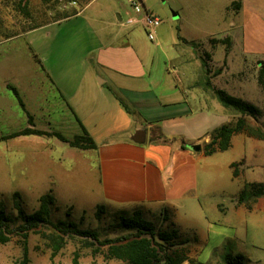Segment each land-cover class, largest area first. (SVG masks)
<instances>
[{"label":"crops","instance_id":"crops-1","mask_svg":"<svg viewBox=\"0 0 264 264\" xmlns=\"http://www.w3.org/2000/svg\"><path fill=\"white\" fill-rule=\"evenodd\" d=\"M93 1L72 16L20 29L11 36L22 40L35 75L21 74L14 82L6 77L0 80V136L25 128L52 131L38 126L37 117L47 121L50 110H57L58 115L63 113V121L66 117L67 124L75 127L73 137L85 129L96 145L80 149L60 140L68 145L61 153L65 152L63 159L73 177L85 176L87 168L94 173L90 176L100 204L126 212L155 213L165 208L175 217L181 205L196 203L203 183L200 174L213 165L209 159L218 153L205 155L191 145L209 141L214 128L232 119L213 87L243 99L249 87L262 95L256 75L264 62V5L254 1L247 13L240 4L236 13L242 15L241 21L234 33L225 35L230 43L222 48V67L214 74L213 49L202 47L209 57L202 61L190 44L193 41L181 38L162 48L159 64L150 57L152 48L144 47L136 35L138 25L145 29L143 15L125 20L119 14L117 20L102 17L88 11ZM159 45L153 51L160 50ZM142 130L144 141H133ZM40 137L51 136L25 134L0 140L5 164L31 158L33 153L28 156L21 147L37 143ZM241 137L247 136L234 134L229 148ZM231 163H226L229 179ZM255 208L264 204L248 201L246 205L235 196L231 209L240 216L242 210ZM214 209L224 217L228 214L223 203H216ZM210 224L207 220V239Z\"/></svg>","mask_w":264,"mask_h":264},{"label":"rangeland","instance_id":"rangeland-1","mask_svg":"<svg viewBox=\"0 0 264 264\" xmlns=\"http://www.w3.org/2000/svg\"><path fill=\"white\" fill-rule=\"evenodd\" d=\"M85 1L87 0H0V80L6 77L10 82H14L21 74L25 77L35 75L34 64L28 53L23 50L22 40L11 37L7 32L16 33L35 23L50 21L55 17L61 18L69 8L81 9L91 0ZM142 1L149 11L161 19L160 25L154 31L153 40L148 38L142 26L138 25L137 28L138 41L144 47L152 48L150 57L160 64L163 47L167 48L171 43L179 42L181 38L191 40L193 42L190 44L197 50V56L202 61L209 58L202 47L213 49L214 74L222 67L219 66L222 48L229 46L228 42L222 43L220 39L234 33L241 21L242 15L236 13L233 2L239 1L247 13L254 1L264 5V0ZM88 11L116 20L118 14L122 16V20L135 15L125 0H94ZM211 38H214L215 42H211ZM157 44H160V50L153 51ZM17 67L21 69L20 72H16ZM246 94V100L261 109L264 107V88L262 95L251 91L250 87ZM49 113L51 115L47 121L46 118L37 117L38 126H47L52 131L72 138L75 127L67 124L66 117L63 121V113L58 115L57 110H50ZM248 121L264 131V115L259 116L258 121L249 118ZM245 135L247 137H241L239 143L235 138L232 148L218 152L209 159L213 165L205 174H200L204 184L201 183V191L195 196L196 203L194 201L185 207L181 205L182 209L175 217L169 212L166 214V221L163 220L161 210L144 213V217L156 227H164L171 221L179 227L182 234L189 236L190 241L183 247L191 262L185 261L183 264H192L197 260L208 264H224L222 257L226 252L243 254L247 264H264V208L242 210L240 216L234 215L231 209L234 197L238 195L244 183L264 181V140L252 139ZM40 139L37 143H28L21 147L28 156L32 153L33 155L19 164H15L13 160L11 165L5 164V150L0 146V201L3 202L6 212L11 215L15 213L11 202L14 191L20 193L24 209L29 213L37 208L39 196L50 189L58 206L60 205L52 212L53 220L69 218L82 228L98 230L101 238L126 233L127 230L116 226V220L123 212H131L106 208L101 218L96 219L94 212L96 206L101 203V196L95 190V181L90 176L94 173L87 168L85 176L73 177L74 172L69 171L70 164L67 159H63V156L66 158L65 152L61 153L68 145L55 136ZM228 162L236 163V178L231 176L232 179H229L230 170L226 164ZM249 201L264 204V195ZM216 203H223L228 207L226 217L215 211ZM68 207H71L69 217L65 213ZM207 220L211 222V234L209 232L208 239ZM42 233L50 234V228L41 227L38 232L28 233L30 264H124L119 259L108 257L107 246L90 245V240L76 235L65 237L62 248L51 259L54 242ZM194 234L198 237L197 241L192 239ZM21 244V237L17 234L11 235L8 242L0 244V264H18L22 253Z\"/></svg>","mask_w":264,"mask_h":264},{"label":"trees","instance_id":"trees-1","mask_svg":"<svg viewBox=\"0 0 264 264\" xmlns=\"http://www.w3.org/2000/svg\"><path fill=\"white\" fill-rule=\"evenodd\" d=\"M88 1V0H87ZM85 1V2H87ZM233 6L236 10L240 8V2L234 1ZM80 9L69 8L63 17L76 14ZM61 17V18H63ZM61 18L55 17L50 21H41L32 26L41 25L52 22ZM2 25V24H1ZM29 26V27H32ZM1 30V28H0ZM11 35L15 32H7ZM226 40V41H225ZM215 42L214 38L210 39ZM222 43H230V39H220ZM205 65V64H203ZM257 82L264 88V62H260L257 71ZM14 95L17 97L21 106L22 101L17 90L11 87ZM213 92L218 101L228 109L232 114V119L214 128L210 133L209 141L200 144H193L191 148L201 150L205 155H211L215 152L227 150L231 145V137L236 133H245L249 137L257 140H264V131L259 126L253 125L248 121L253 119L258 121V117L264 115V107L259 106L241 98L231 95L226 91L213 87ZM31 122V117L29 116ZM35 134L55 136L61 141L67 142L70 146L80 149L95 148L96 145L85 129L79 135L67 138L56 131H43L40 129L25 128L10 135L0 136V140L11 136ZM184 146L183 141L181 143ZM236 163L232 162V177L238 176ZM264 195V181L244 183L239 190L237 201L239 203L248 204L249 200H254ZM38 206L32 212H26L20 193L14 192L11 196L12 207L15 211L13 215L6 212V208L0 201V244H4L10 240L11 235L17 234L21 237V257L18 264H30L28 256L27 236L29 232H38L41 227H49L50 234L42 233L53 240V248L50 258L53 259L57 252L62 248L65 237L80 236L86 240H90L89 244L97 246H107V254L110 258H116L123 261L124 264H183L185 261L191 262L186 249L183 247L190 241L189 236L180 232L179 227L173 222H168L164 227H156L151 221L144 217L142 210L134 209L131 213L123 212L117 217L116 226L127 230L124 234H118L113 237L101 238L98 230L92 228H82L77 222L66 219H52V212L58 209L56 199L51 191L41 194L38 198ZM68 207L66 216L69 217ZM106 207L98 204L95 208V218L100 219L101 214ZM163 220L166 221L168 214L165 208L161 209ZM195 241L198 237L194 234L192 237ZM77 255V253H76ZM76 261V259H74ZM224 264H247L243 254H232L226 252L222 257ZM192 264H208L205 261H195Z\"/></svg>","mask_w":264,"mask_h":264},{"label":"built area","instance_id":"built-area-1","mask_svg":"<svg viewBox=\"0 0 264 264\" xmlns=\"http://www.w3.org/2000/svg\"><path fill=\"white\" fill-rule=\"evenodd\" d=\"M135 15H143V25L146 30V34L150 40L154 39V31L160 25L161 19L153 14L151 11L146 9L143 5L142 0H125Z\"/></svg>","mask_w":264,"mask_h":264},{"label":"water","instance_id":"water-1","mask_svg":"<svg viewBox=\"0 0 264 264\" xmlns=\"http://www.w3.org/2000/svg\"><path fill=\"white\" fill-rule=\"evenodd\" d=\"M145 131H138L134 137H132L133 141L142 143L144 141Z\"/></svg>","mask_w":264,"mask_h":264}]
</instances>
